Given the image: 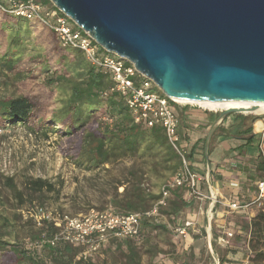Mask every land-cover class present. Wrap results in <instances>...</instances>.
<instances>
[{
    "label": "trees",
    "instance_id": "trees-1",
    "mask_svg": "<svg viewBox=\"0 0 264 264\" xmlns=\"http://www.w3.org/2000/svg\"><path fill=\"white\" fill-rule=\"evenodd\" d=\"M34 1L53 8L49 0ZM38 28L35 22L0 15V129L21 125L43 137L49 132L68 139L77 137L72 161L78 170L90 175L88 187L97 194L98 204L92 209L110 208L116 214L144 215L178 170L177 155L159 126L147 128L133 122L123 98L109 93L113 84L107 74L92 68L80 51L60 47L51 32ZM34 30H39L35 40L31 38ZM37 41L44 50L38 49ZM45 47H49L51 55ZM40 76L43 88L32 95L3 94L11 82L20 84ZM171 104L175 109L176 105ZM47 110H51L48 115ZM176 114L182 123V115ZM257 119L248 116L242 121ZM0 186L9 196L0 190V264H107L105 252L98 253L96 261H84L78 248L66 244L53 248L43 244L42 255L27 249L22 244L25 240L39 245L42 236L48 237L54 230L51 226L36 227L31 218L23 220L21 207L41 203L44 196L57 193L58 186L45 179L27 178L19 187L13 177H3ZM170 194L179 204L174 205L177 210H170L168 202L159 210L160 215H175L185 206L178 189ZM239 227L243 234L233 239L242 246L241 250L248 245V264H264V212H258L249 224L244 221ZM248 232L249 240L245 237ZM230 249V253L236 254L237 250ZM216 255L218 264H232L221 252ZM100 256L103 258L99 261ZM115 261L141 264V256L129 243L126 252L120 251Z\"/></svg>",
    "mask_w": 264,
    "mask_h": 264
},
{
    "label": "water",
    "instance_id": "water-1",
    "mask_svg": "<svg viewBox=\"0 0 264 264\" xmlns=\"http://www.w3.org/2000/svg\"><path fill=\"white\" fill-rule=\"evenodd\" d=\"M49 1L172 102L251 104L250 112L264 104V0ZM236 114L245 113L229 108L218 115L205 151ZM207 238L211 251L209 232Z\"/></svg>",
    "mask_w": 264,
    "mask_h": 264
},
{
    "label": "built area",
    "instance_id": "built-area-1",
    "mask_svg": "<svg viewBox=\"0 0 264 264\" xmlns=\"http://www.w3.org/2000/svg\"><path fill=\"white\" fill-rule=\"evenodd\" d=\"M0 15L35 22L51 32L60 47L80 51L92 68L109 76L113 84L109 93H115L123 98L133 122L147 128L159 126L179 159L178 170L171 181L160 189L158 201L144 215L116 214L110 208H106L101 211L92 209L84 215L71 216L47 212L40 206L34 207L28 215L34 220L35 225L45 229L51 226L54 230L50 236H42V245L46 244L53 248L59 244H66L78 248L79 256L84 261L92 260L110 240L137 239L141 217L158 216L159 210L167 206L170 193L175 189H185L191 198L199 201L209 200L210 206L206 215L210 220L215 219L216 196L210 187L207 196L201 194L199 185L203 179L191 170V163L179 134V117L172 107V101L155 90L153 82L140 75L131 63L101 49L87 33L71 23L54 5L53 8H44L34 0L24 2L0 0ZM225 208L229 214L251 210L264 212V171L252 199L243 203L231 201ZM192 227L193 223L186 221L182 226L174 228L173 232L176 236L182 237ZM245 236L249 240L250 232ZM233 237L234 233L226 229L216 238V242L219 247L227 248Z\"/></svg>",
    "mask_w": 264,
    "mask_h": 264
},
{
    "label": "crops",
    "instance_id": "crops-1",
    "mask_svg": "<svg viewBox=\"0 0 264 264\" xmlns=\"http://www.w3.org/2000/svg\"><path fill=\"white\" fill-rule=\"evenodd\" d=\"M202 110L191 106L174 109L175 113H180L183 117L179 134L190 160L191 170L203 179L199 185L201 194L207 196L211 188L217 199L212 229L208 228L206 215L210 206L209 200H196L191 198L185 189H178L185 206L177 214L141 217L137 239L110 240L105 245L108 249L117 248L126 252L127 244L130 243L136 249L154 251L156 248L157 255L165 258L162 264H216L219 262L216 252L221 250L216 238L226 229L231 230L234 236L243 234L239 227L242 221L249 224L258 214L255 210L229 214L225 205L231 201L246 202L256 193V185L264 171L262 119L248 124L242 121L248 116L230 115L214 131L205 151L207 135L218 116ZM220 129L222 131H219ZM246 129L250 132H245ZM168 202L171 203L170 210L176 211L177 207L174 205L179 204L171 194ZM186 221L192 222L193 227L187 230L186 235L176 236L174 228L182 226ZM208 232L211 251L208 245ZM233 238L230 240L229 248L237 250L232 256V260L237 262V259L241 260V256H245L243 253L250 251L247 245L241 250L242 246L237 245ZM141 264H144L143 261Z\"/></svg>",
    "mask_w": 264,
    "mask_h": 264
},
{
    "label": "rangeland",
    "instance_id": "rangeland-1",
    "mask_svg": "<svg viewBox=\"0 0 264 264\" xmlns=\"http://www.w3.org/2000/svg\"><path fill=\"white\" fill-rule=\"evenodd\" d=\"M37 25L39 28L42 27L39 24ZM38 31L39 30H34L32 32V39L35 40V35H37ZM40 41H37L35 43L37 45H40L38 49L44 50V46L40 44ZM45 49V52L49 53L48 55H51L49 47H45ZM53 58L54 57H52L51 59L53 60ZM43 76H45V74ZM43 76L35 79H28L20 84L11 82L8 89L4 91L3 94L5 95V97H12L21 94L32 95L43 88ZM155 90L158 89H156L155 87ZM182 106H191L192 108L199 110L203 109L196 104L176 105L177 108H181ZM52 108L53 107H51L50 109ZM50 111L51 110H47L46 113H49ZM205 112L218 116L223 111L210 112L205 110ZM243 115L258 118L256 122L262 119L264 123V114L251 113ZM247 122L248 124L250 123L249 120ZM0 130V184L3 177H13L15 183L19 187H21L22 183L27 178L45 179L58 186V192L55 194L44 196L41 200L42 204L36 201L32 204H25L23 207H21L20 213L22 214L23 220H28L29 218H31L29 217L28 212H30L34 207L40 206L43 207L47 212L61 214L63 213L71 216H76L84 215L92 210V207L98 205L96 203L97 194L93 193L92 189L88 187L89 181L87 178H89L90 176L89 173L78 170L73 165L72 159L76 155L78 146L77 137L68 139L60 137L59 134L50 132L48 133L47 137H43L40 133H30L24 126L21 125H17L15 127L6 125V129ZM0 190H2L4 195L8 196V193L5 190ZM58 210H61L63 212H59ZM242 223H244V221H242ZM22 244L27 249L36 252L38 255L43 254L41 253L42 244L34 245L28 240H25ZM219 249H221L219 250L221 254L225 255L224 258L228 262H232V264H237V262L238 264L249 263L248 258H246V252L243 253L245 254V256H241L242 261L237 259V262H235L232 260V256L234 254L230 253V250L232 249H230L229 247H219ZM119 250L120 249L117 248L113 250L108 249L107 246H105L101 249L98 255H101L102 252H105L107 264H120L119 262L115 261L117 256L120 255L121 250ZM138 250L141 256V262L143 261L144 264H149L150 262L153 264H162L163 261H165L164 257H160L157 255L156 248L154 251H149L146 249L143 250L142 248H139ZM94 258V260L96 261L97 256ZM102 258L103 256H100L99 261Z\"/></svg>",
    "mask_w": 264,
    "mask_h": 264
},
{
    "label": "bare ground",
    "instance_id": "bare-ground-1",
    "mask_svg": "<svg viewBox=\"0 0 264 264\" xmlns=\"http://www.w3.org/2000/svg\"><path fill=\"white\" fill-rule=\"evenodd\" d=\"M182 103V102H178ZM187 104H196L197 106L210 111V112H217V111H224L229 108H238L244 110L245 114H264V104H257L255 105V110L253 112L248 111L253 105L251 104H223V103H206V102H195V103H187Z\"/></svg>",
    "mask_w": 264,
    "mask_h": 264
}]
</instances>
